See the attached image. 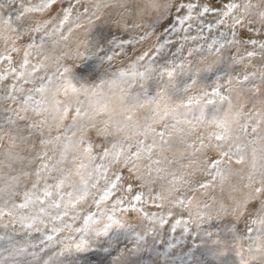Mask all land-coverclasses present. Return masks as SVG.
<instances>
[{"label": "snow or ice", "instance_id": "snow-or-ice-1", "mask_svg": "<svg viewBox=\"0 0 264 264\" xmlns=\"http://www.w3.org/2000/svg\"><path fill=\"white\" fill-rule=\"evenodd\" d=\"M117 5L125 8L127 14L109 15L105 19V10ZM151 7L157 15L147 24H141L137 22L141 12H133L128 7V0H0V23L14 32H21L19 47L13 46L11 53H19L23 49L22 60L15 62V66L11 54H0V60L8 62V67L0 72V127L4 124L17 126L21 123L28 130L39 127V124L29 122L26 117L28 113L37 116L41 114L44 100L37 98L36 94L42 97L57 78L64 81L65 95L77 91L66 79L71 71L67 67L49 74L47 78L39 77L38 86L26 89L25 85L35 83L34 78L41 67L33 64L31 71L26 72L32 50L44 49L47 39L67 42L77 30L84 28L87 31L98 22L114 25L120 29L121 36L106 53L98 43L91 42V55L102 54L110 65L109 69L115 56L128 57L127 67L113 70L111 74L131 81L132 87L139 84L144 94L149 91L147 82L151 81L159 86L165 79H174L177 71L184 68L188 57L212 56L217 58V62L224 61L229 68L237 69L241 66L247 68L246 61L257 56L264 60V7L253 4L252 0H243V3L241 0H152ZM252 9L258 10L253 13ZM251 15L256 19H250ZM107 40V35L101 37V42ZM149 40H152L149 47L140 51L137 45L148 43ZM83 71L87 73L89 69L85 68ZM216 79H221V76L217 75ZM255 79V72L237 71L235 83L237 86L247 85L249 91L259 95L261 85L250 83ZM260 80L264 82V72L260 73ZM102 85L103 81L97 86ZM190 86L185 84V87ZM209 95L214 99H208V105L231 103V97L224 92L222 94L219 85ZM200 102L199 98L190 97L185 107L190 108ZM55 110L62 113L64 119L71 118L72 121L64 130L63 137H56L57 141H61L58 156H48L47 147L51 141L39 133L36 145L42 151H38L33 158L39 161L37 167L31 172L25 170L13 177L16 181L21 177L25 181L30 180L31 187L28 188L26 184L19 193V202L15 199L17 193H13L11 208L0 205V217H12L14 222L18 219L21 228L29 236L39 234L38 239L16 250L12 256V264H59V257L69 248L82 251L87 245L85 239L73 234L92 233L102 236L114 226L121 227L127 223H141L145 226L144 232L137 237L138 241L145 235L161 233L169 224V218L173 221L170 232H176L178 227L183 226L182 231L186 233L190 227H198L212 217L210 210L215 199L210 197L211 203L197 201L195 193L203 190L201 194L207 196L208 190L216 187L217 180L223 186L225 170L222 165L225 159L230 164L245 162L239 144L234 146V151L225 149L219 143L210 145L203 139L199 143L187 144L188 163L181 167L195 168L201 163L196 158L197 154H203L205 159L202 175L211 177L203 183L196 179L194 183L198 184L197 188L192 182L185 180V176L192 173L176 175L169 172L170 165L175 161L168 159L165 149L170 144L176 125H166L158 131L146 132V138L135 145L108 143L106 138H100L101 142L97 144L91 135L79 138L68 135L86 115L79 107L73 109L68 104L56 101ZM39 123L43 124L44 121ZM262 123L264 118L257 121L251 132L254 134L259 131ZM242 131L245 136L249 134L247 124L242 126ZM224 139L223 134L215 136L217 142ZM74 145L83 149L79 156L80 163L75 165L74 175L79 177L78 183L72 182V174L62 167L68 163ZM180 159H184L183 153ZM125 172L126 176L123 174ZM54 173L59 175H53ZM49 180L54 182L49 183ZM125 180L128 181L127 185L124 184ZM181 184L186 187H179ZM248 188L247 193L233 199L229 205L221 204L216 213L217 217L231 216L238 225H244L243 233L238 227L232 230L234 240L246 239L250 242L246 248L237 247L239 264H253L264 259V237L257 234L258 229L264 231V179L256 186L249 184ZM188 192L193 195H187ZM89 198L96 207L94 212L82 207ZM150 200L158 211L149 212L145 209L144 206ZM37 205L39 207L35 214L28 215ZM131 213H135V216L130 219ZM185 213L187 219H183ZM78 221L82 223L76 226ZM245 252L247 256L244 255ZM127 254L131 253L121 254L116 264H124V256ZM25 257L28 259L25 260Z\"/></svg>", "mask_w": 264, "mask_h": 264}, {"label": "rangeland", "instance_id": "rangeland-1", "mask_svg": "<svg viewBox=\"0 0 264 264\" xmlns=\"http://www.w3.org/2000/svg\"><path fill=\"white\" fill-rule=\"evenodd\" d=\"M241 2L243 3V0ZM252 3L264 7V0H252ZM151 4L152 0H128V7L133 12H141L137 20L141 24H147L157 15V12L152 9ZM257 10L252 9V12L255 13ZM119 13L126 15L127 11L119 5L115 8L106 9L105 19L109 15L117 16ZM249 18L256 19L254 15L249 16ZM157 31H160V29H157ZM77 32L78 38L69 45L68 43L63 44L62 51H65L64 57H59L60 54L57 53L58 57L56 56L52 69L44 76L47 78L49 74L67 67L71 71L67 74L66 79L71 82L77 91L65 95L63 92L64 81L57 78L48 86L47 92L42 97L36 94L37 98L44 100L41 114L37 116L28 113L26 117L29 122L39 124V127L28 130L23 123L17 126L4 124L3 127H0V152L4 149L8 153L9 158L11 157L9 159L2 156L0 159V172L3 169L11 168L13 164L10 163L12 162L22 163L24 161L22 153L24 149L30 152L31 158L36 156L35 153L38 151H42L39 145H36L39 133H42L45 139L51 141L47 147L48 156L53 158L58 156L61 150V141H57L56 137H63L64 130L72 121L71 118L64 119L63 114L55 110L56 101L68 104L73 109L76 107L81 109L83 102L80 99L81 97L78 96L81 89L85 91L83 94L79 93L80 95L93 100L104 96L107 91L116 87H121V90L123 89L122 91L124 92L125 90L131 92L139 87V84L136 87H132L131 81L128 82L111 74L113 70L127 67L129 63L128 57L115 56L110 62L111 69H109L110 65L104 60L102 54L97 56L91 55V42L98 43L106 53L109 51L112 43L120 39V29L110 23L98 22L87 31L82 28L77 30ZM104 35L108 36V40L101 42V37ZM154 39L155 37L152 38V40ZM152 40H149L148 43L137 45V47L140 51L146 50L152 43ZM4 42L9 45L14 44L15 39L8 37ZM3 44H0V52L5 46ZM128 50L131 53V48ZM15 54L22 55L23 49ZM184 63V68L177 71L178 77L181 76L180 78L165 79L163 83L157 86L155 90V95L159 99L157 104L151 108H136L131 115L130 122L119 127L115 132L109 130L110 128L105 123L103 115L98 119H93L92 114L91 118L86 117L85 120L84 118L80 120L77 127L73 128L68 135L76 138L91 135L97 144L101 142L100 138H106L108 143L135 145L138 141L146 138V132L158 131L166 125L169 127L176 125L175 130L172 132L170 144L165 149L168 159L175 161L170 167L175 168V164L177 163L180 165L188 163L189 157L187 156V152L189 150L186 148L187 144L193 142L199 143L200 139H203L205 143H209L210 145H217L219 143L215 140L218 132L214 130L213 124L216 125L217 117L223 118L228 125L229 132L233 133L236 138L239 137L238 141L242 154L245 156V162L243 164H230L225 159L222 167L225 170L224 182L226 185L221 187L216 185L214 189H209L207 196L201 194L203 190L195 193L197 201H208L211 203L210 197H212L215 199V203L210 210L212 213L211 219L203 222L198 227H190L188 232H186L192 237L191 241H194L190 246L192 256L188 261L181 263L194 264V261L202 259L205 260L204 263L206 264H222L218 260V257L214 256L209 249L212 241H226L227 247L235 251L237 247L242 248V241L244 243V241L248 240H234L232 238V230L238 227L241 233H243L244 225L242 223L238 225L231 216L217 217V210L221 204L227 206L233 199L247 193L249 191V184L256 186L259 181L264 179V175H262L264 174V123L259 125V131L254 134L251 132V128L256 125L257 121L264 118V82L260 80V73L264 72V60L257 56L251 61H246L247 68L241 66L239 69L236 67L229 68L224 61L217 62L216 57L207 55L204 58H201V56L188 57ZM2 66L0 63V68ZM85 68L89 69L87 73L83 71ZM245 70L256 73V79L250 83L261 85V93L259 95L249 91V86L247 85H236L235 76L237 71ZM74 74L77 76H74ZM217 75H220L221 79L217 80ZM193 80L195 81L194 84L192 83ZM101 81H103V85L98 87L97 85H100ZM39 83L40 80H37L30 88H35ZM186 83L191 86L185 87ZM217 85L221 87L222 94L224 92L231 97V103L221 104L218 102L215 105L206 104L208 99H214L209 93ZM25 88H29L28 85H25ZM190 97L193 99L199 98L200 104H193L190 108H186L185 105L188 103ZM99 112L106 114V111L103 109H99ZM201 113H203L202 116ZM194 116L200 118L195 119ZM40 121H44V123L40 124ZM245 124L248 125L249 134L247 136L242 131V126ZM220 144H222L221 141ZM82 150L80 146L74 145L69 155L68 163L62 166L66 172L72 174L70 180L75 183L79 182V177L74 175L75 165L80 163L79 156ZM182 153L184 154V159H180ZM196 158L201 163L193 169L186 170L192 172L196 177H200L198 174L203 172L205 157L203 154H197ZM253 163H255V168H253ZM123 174L127 175L126 172ZM55 175L58 176L59 173H55ZM110 175L111 173H109ZM20 179L24 180L23 177ZM203 182L206 181L203 180L201 183ZM8 183H13L16 186L19 185V181H12L11 177L6 179L0 174V189H5ZM103 183L104 181L102 180L101 186H103ZM127 183L128 181L125 180L124 184L127 185ZM194 187L198 188V184ZM222 190H225V192H222ZM14 191H11V193L13 194ZM144 191L146 192L147 190L145 189ZM132 194L134 195L135 192ZM188 195L191 196L193 193H189ZM15 199L19 202L20 195H17ZM82 207L85 210L90 208L91 211H96L91 198ZM144 207L149 212L158 211L151 200ZM193 211H195V203L193 204ZM134 216L135 213H131L129 218L131 219ZM183 219H187L186 213ZM172 222V218H169V224L164 227L161 233L145 235L139 241L137 237L145 229V226L141 223H127L121 227L114 226L107 234L102 236H95L92 233H76L73 235L87 241L85 249L75 251L73 248H69L59 259L63 262L62 264H116L117 259L123 253H131L124 256V264H156V261L160 259H173L175 255H172L171 252L167 254L169 246L167 235L170 232ZM80 223L82 221H78L76 226H79ZM20 228V222L17 220L14 222L12 217H0V237H3L0 239V264H12V256L16 250L29 243V240L23 239L21 236L19 232ZM181 232L183 231L181 230ZM161 247L167 249L160 252L159 248ZM134 248L135 251L133 252L132 249ZM235 253L233 252V256H235L236 264H239V258ZM24 259L27 260L28 258L25 257Z\"/></svg>", "mask_w": 264, "mask_h": 264}, {"label": "bare ground", "instance_id": "bare-ground-1", "mask_svg": "<svg viewBox=\"0 0 264 264\" xmlns=\"http://www.w3.org/2000/svg\"><path fill=\"white\" fill-rule=\"evenodd\" d=\"M65 31H67V29H65ZM8 37H11V38L13 37L15 39L14 44L9 45L8 43L4 42ZM21 38H22L21 32H19V31L14 32L11 29L6 28L2 23H0V44L4 43L3 45H5L4 48L2 49V51L0 52V54H5V53L11 54L14 58L13 66H15V62L21 61L22 57H23V54L22 55L21 54L16 55L15 53H11V49L13 46L19 47V41H20L19 39H21ZM76 38H78V32L74 33L72 38H70V40L67 42L59 41L55 38L47 39L46 47L44 49H42L40 51L32 50V56L30 58V63L28 65L26 72L31 71L33 64L41 65L39 72L36 73V76L34 78L35 83L37 82V80H39V77H44L45 74H47V72H49L52 69V67L55 63L56 56L58 57V54H60L59 57H64L65 51H62L63 44L68 43V45H69ZM0 63L3 65L0 68V72H3V70L6 67H8V62L0 60ZM74 76H77V75L74 74ZM178 76H179V74L177 72L174 79H176ZM180 77H178V78H180ZM35 83L28 84V87L30 88V86L34 85ZM147 85L149 88V91L147 92V94H144V92L140 89V87H138L137 89H135L131 92H127L126 90L124 92V91H122L123 89L121 90V87H116V88H113V89L107 91V93L104 94V96L97 97L93 100H90L87 97L80 95L79 93L83 94L85 91L84 89H81V91L78 93V96L81 97L80 99L83 102L81 111H84V113H86V115L83 117L84 120L86 117L91 118L90 116L95 111H97V110L99 111V109H103L107 113L108 111H111L114 108H119V110L122 113V120H120L118 122H108L104 118L105 123L109 126L108 128H110L109 130L115 132L119 127H122L123 125H126L127 123L130 122L131 115H132V113H134L136 108L137 109L151 108V107H154L155 104H157V102L159 101V99L155 95V90L157 88V84L150 81V82H147ZM217 125H221V126L218 127ZM213 128L216 132H218V134H223L225 136V139L223 141H221V143L225 149H231L232 151H234V146L236 144L240 145L236 136L233 133L229 132L228 125H227L226 121L223 120V118L217 117L216 118V125L213 124ZM219 144H220V142H219ZM22 153H23V159H24V161H22V163L18 164V162H16V161L12 162V163H10V164H13L11 168L3 169L0 172V174L2 176H4L6 179L11 177L12 181H13V177H16L19 173H21L25 170L31 172L37 167V164L39 163V161L33 160V158L35 156L31 158L30 152L26 151V149H24ZM2 156L4 158H9L8 153L4 149L0 152V159L2 158ZM19 159H21V158H19ZM30 161H32L31 164L29 163ZM9 162H11V161H9ZM97 163H100V162L97 161ZM169 172H174L176 175H181L184 172H190V171L183 169L181 167V165L179 163H177V164H175V168L169 167ZM190 173H192V172H190ZM53 175H55V173ZM198 175H200V177H196L193 174L186 175L185 180L192 182L193 186H195L196 184L194 182L196 179H199L200 182H202L203 180H205L207 182L208 180L211 179V177L203 176L202 173H200ZM168 178L171 179V176H169ZM33 179H34V177H33ZM48 182L53 183L54 181L49 180ZM26 184H27L28 188L31 187V181L30 180L24 181V180L20 179L19 185H17V186L13 183L6 184L5 189H3V191H0V205H3L6 208H11V205L13 203V194L11 193V191L15 190L14 192L17 193V195H19V193L25 188ZM216 185L221 187L219 180H217ZM223 185H226L225 182ZM41 187H42V185H41ZM179 187L184 188V187H186V185L181 184V185H179ZM222 192H225V190H222ZM189 193H191V192H188L187 195ZM5 201H7L6 204L4 203ZM38 207H39L38 205L34 206L29 211L28 215H34L35 211ZM17 221L19 222L18 219H17ZM38 226L41 228L44 227V225H38ZM181 230H182L181 227H178L176 232H169V234L167 235V239L169 240V246H168L167 254H169V252H171L172 255H175L174 258L173 259L167 258L164 260L160 259L159 261H156V264H181V263H184L185 261H188L191 258L192 253H190V246L194 243V241H191L192 237L190 236L189 233L181 232ZM19 232H20L21 236L23 237V239L29 240L28 242L35 241L39 237V234H36V233H33L31 236H29L28 232L22 228H20ZM257 234L260 235L261 237H264V231H260L258 229ZM215 242L216 241H212V244L209 248L211 253L214 256H217L218 260H220L222 264H236L235 256H233V252H236V250L232 251V249H229L227 247L228 244L226 241H219V243H215ZM195 243H196V241H195ZM249 243H250L249 241H244V243L242 241V248H246ZM159 249L161 250L160 252H162V251H164V249H167V248L161 247ZM158 253H156V254L158 255ZM244 255L247 256V252H245ZM204 262H205V260L200 259L198 261H194V264H206ZM62 263L63 262L59 259V264H62ZM253 264H264V259L257 260L255 262H253Z\"/></svg>", "mask_w": 264, "mask_h": 264}, {"label": "clouds", "instance_id": "clouds-1", "mask_svg": "<svg viewBox=\"0 0 264 264\" xmlns=\"http://www.w3.org/2000/svg\"><path fill=\"white\" fill-rule=\"evenodd\" d=\"M104 116V118L108 122H118L122 120V113L119 108H114L111 111H108L106 114L100 113L98 110L93 113V119H98L100 116Z\"/></svg>", "mask_w": 264, "mask_h": 264}]
</instances>
